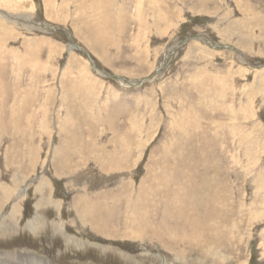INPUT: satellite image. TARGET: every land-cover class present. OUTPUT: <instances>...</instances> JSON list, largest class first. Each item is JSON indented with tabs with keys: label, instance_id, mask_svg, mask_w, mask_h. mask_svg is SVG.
<instances>
[{
	"label": "rangeland",
	"instance_id": "obj_1",
	"mask_svg": "<svg viewBox=\"0 0 264 264\" xmlns=\"http://www.w3.org/2000/svg\"><path fill=\"white\" fill-rule=\"evenodd\" d=\"M0 225V264H264V0H0Z\"/></svg>",
	"mask_w": 264,
	"mask_h": 264
},
{
	"label": "bare ground",
	"instance_id": "obj_2",
	"mask_svg": "<svg viewBox=\"0 0 264 264\" xmlns=\"http://www.w3.org/2000/svg\"><path fill=\"white\" fill-rule=\"evenodd\" d=\"M157 2V1H156ZM105 6H106V4H105ZM105 6H103V7H105ZM94 7V6H93ZM90 8H92V7H90ZM98 8V6L95 8H93L92 10H95V9H97ZM164 8H162L160 5H157V11L159 12V11H162ZM106 14H104L103 15V18L105 19L106 18ZM105 21L106 20H101L100 22H97V23H91V24H93V27H94V29H92L93 31L91 32L92 33V37L94 38V40H96V41H103V39H102V35H103V32H104V27L106 26V23H105ZM139 27H138V29H144V28H147V25H148V21L146 20V21H142V20H139ZM90 24V25H91ZM124 25L122 24V27H123ZM146 26V27H145ZM145 30V29H144ZM236 44H238V43H236ZM239 45V44H238ZM240 46V45H239ZM89 60L91 61V59L89 58ZM91 63H92V61H91ZM92 65V67H94V65L93 64H91ZM72 66V65H71ZM72 70V69H71ZM261 76H263V75H261ZM63 82V81H62ZM182 139H184V137H183V135H182V138H181V140ZM116 159V158H115ZM117 160H120V159H117ZM163 161V160H162ZM164 161H166V160H164ZM164 165V164H163ZM111 168V167H110ZM188 169V168H187ZM198 170V169H197ZM170 171L171 172H173L172 171V169H170ZM178 172V171H177ZM176 172V173H177ZM172 174V173H171ZM175 174V173H174ZM178 174V173H177ZM173 175V174H172ZM171 175V176H172ZM176 176V175H175ZM182 176V175H181ZM169 177H170V175H169ZM150 178H152V177H150ZM146 180V179H145ZM195 180V179H194ZM197 180V179H196ZM40 181V180H39ZM38 181V182H39ZM176 181H177V179H176ZM37 182V183H38ZM42 184H43V182H41ZM194 183V182H193ZM149 184V183H148ZM209 184V183H208ZM129 186H128V188H129V190L128 191H130L131 189H132V183L130 182V184H128ZM150 185V184H149ZM198 185V184H197ZM148 186V185H147ZM152 186V185H151ZM45 187V186H44ZM123 187V186H122ZM126 188V187H125ZM193 188V187H192ZM195 188V187H194ZM149 188L147 187V190H148ZM122 190H123V188H122ZM146 190V188H145V186L142 184L141 186H140V191H142L143 192V195L145 194V192L147 191ZM150 190H152V189H150ZM188 190V189H187ZM200 190V189H199ZM38 193H42V188H39L38 187V189L36 190ZM125 191V190H124ZM117 192V191H116ZM142 192H140V193H142ZM189 192V191H188ZM195 192V191H194ZM118 193V192H117ZM147 193H148V191H147ZM155 193V192H154ZM120 194H121V192H120ZM150 192L148 193V194H145L144 196H145V198H144V202H143V207H142V210H140L141 212H138V213H136V211H134V213H135V216L134 217H138V219H136V220H138V221H136L137 222V228L138 229H134V230H132V229H130V230H128V233L131 235V236H133V237H137V238H141L142 237V233H145V231L147 230H145V228H143V227H146V225L148 224V219H150V216H149V218L148 219H144V213H146L145 212V210L147 211V212H149L148 211V209H147V207H145V206H147V203H146V201L148 200V199H150ZM169 194V193H168ZM193 194H195V193H192V195ZM115 195V194H114ZM140 195V194H139ZM138 195V197H140ZM151 195H153V194H151ZM156 194H154V196H155ZM189 195H191V194H189ZM192 195H191V197H192ZM130 196V195H129ZM159 196V195H158ZM182 196V195H181ZM194 196V195H193ZM156 197V196H155ZM197 197V196H196ZM195 197V198H196ZM141 198V197H140ZM152 198V197H151ZM154 198V197H153ZM170 198V197H169ZM188 198V197H187ZM190 198V197H189ZM188 198V199H189ZM159 199H160V197H159ZM186 199V198H185ZM188 199H186L187 201H188ZM198 199V198H197ZM196 199V200H197ZM114 200V199H113ZM140 200V199H139ZM170 200V199H169ZM173 200V199H172ZM194 199H192V201H193ZM195 200V201H196ZM140 201H142V199L140 200ZM151 201V200H150ZM120 202H122V201H120ZM119 202V203H120ZM135 202V201H134ZM154 202H155V200H154ZM159 202V201H158ZM161 202V201H160ZM182 202V201H181ZM189 203H190V201H188ZM110 203V202H109ZM168 203V202H167ZM166 204V203H165ZM99 205H103V206H105V202H102V201H100V202H91V200H88V199H86V198H84V196H82V197H79L78 199H77V201H76V204H74V207H76V211H77V214H79L80 216H83L84 218H86L87 220H89V222H94V221H102V220H100V218H99V216L97 215V214H94V212H96V210L98 209V211L100 212V209H101V207L99 206ZM186 205H187V203H186ZM168 206V205H167ZM166 205H165V209H166V207H167ZM109 207V206H108ZM117 207V206H116ZM115 207V205L113 204H111V207H109L108 209H110L111 211H113V209L114 208H116ZM136 205H134V208L136 209ZM145 207V208H144ZM188 207V206H187ZM196 207V206H195ZM13 208H15V206L13 207ZM80 208L82 209V211L80 210ZM168 208V207H167ZM181 208V207H180ZM129 209V208H128ZM138 210V209H137ZM163 210H164V208H163ZM197 210V209H196ZM12 211V210H11ZM171 211V210H170ZM152 212V211H151ZM150 212V213H151ZM169 212V211H168ZM183 212H184V210H183ZM186 212V211H185ZM114 213V212H113ZM132 213V212H131ZM167 213V212H166ZM166 213L164 214V215H166ZM199 213V212H198ZM214 213V212H213ZM205 214H207V213H205ZM204 214V215H205ZM96 215H97V219L98 220H96ZM148 215V214H147ZM149 215H151V214H149ZM168 215H169V213H168ZM174 215V214H173ZM179 215V214H178ZM194 215V214H193ZM203 215V214H202ZM184 216V215H183ZM201 216V215H200ZM210 216V215H209ZM101 217H103V216H101ZM127 217H128V215H127ZM175 217V216H174ZM198 217H199V214H198ZM205 217V216H204ZM146 218V217H145ZM4 219V218H3ZM37 219H40V218H37ZM37 219H34V220H32L31 222L29 221L28 223H27V227H28V229L30 230V231H37L38 230V226H37V223H39V222H41V220H38V221H35V220H37ZM184 219V218H183ZM223 219V218H222ZM5 220H6V218H5ZM5 220H3V221H5ZM133 220V219H132ZM154 220V219H153ZM192 220H194V219H192ZM192 220H191V222H192ZM202 220V219H201ZM200 220V221H201ZM152 221V220H151ZM197 221V220H196ZM104 222H106V220H104ZM109 222V221H108ZM107 222V223H108ZM114 222V221H113ZM175 222V221H174ZM191 222H189V223H191ZM10 223H12V222H10ZM50 224V226L55 230V231H61V224L60 223H57V222H49ZM110 223V222H109ZM152 223V222H151ZM164 223V222H163ZM182 223V222H181ZM194 223V222H193ZM201 223V222H200ZM203 223V222H202ZM40 224V223H39ZM134 224L136 225V223L134 222ZM149 225V224H148ZM160 225V224H159ZM167 225V224H166ZM174 225V224H173ZM180 225V224H179ZM2 225H0V227H1ZM9 226V228H10V230H12V229H14L15 228V225L14 224H9L8 225ZM129 226V225H128ZM194 226V225H193ZM193 226H192V228H193ZM25 227V226H24ZM40 227H42V226H40ZM126 227V226H125ZM177 227V226H176ZM196 227V226H195ZM5 228V227H4ZM8 228V229H9ZM12 228V229H11ZM128 228V227H127ZM172 228V227H171ZM197 228V227H196ZM195 228V229H196ZM198 228H199V226H198ZM205 228V227H204ZM194 229V228H193ZM220 229V228H219ZM6 229H4L3 231H5ZM159 230H160V228H159ZM161 230H163V229H161ZM160 230V232H162ZM167 230V229H166ZM170 230V229H169ZM195 231V230H194ZM63 232V231H62ZM163 232H164V230H163ZM166 232V231H165ZM168 232V231H167ZM177 232V231H176ZM196 232V231H195ZM198 232V231H197ZM221 232V231H220ZM2 233H4V232H2ZM169 233V232H168ZM177 233H179V232H177ZM206 233V232H205ZM168 235V234H167ZM183 235H184V233H183ZM196 235V234H195ZM159 236V235H158ZM166 236V235H165ZM164 236V234L162 235V236H160V238L159 239H161V240H163L164 242L166 241L167 242V240H168V238H170V236H167V239H166V237ZM174 236V235H173ZM172 236V237H173ZM186 236V235H185ZM206 236V235H205ZM66 237V236H65ZM69 237V236H68ZM67 237V238H68ZM70 238V237H69ZM183 239L185 238L184 236L182 237ZM181 237H180V241L179 242H181V243H184V241L185 240H183ZM197 238V237H196ZM200 238V237H199ZM225 238V237H224ZM179 239V238H178ZM72 240V239H71ZM169 240H172L171 238L169 239ZM168 240V241H169ZM194 240H195V238H194ZM198 240V239H197ZM225 240V239H224ZM223 240V241H224ZM68 241H69V239H68ZM174 241V240H173ZM173 241H170V243L171 244H173V246L171 247V245H168V246H170V248L171 249H175V247H178L179 246V244H177L176 242H173ZM178 241V240H177ZM76 242V241H75ZM201 242V241H200ZM209 242V241H208ZM207 242V243H208ZM203 243V242H202ZM203 244H205V243H203ZM202 245V244H201Z\"/></svg>",
	"mask_w": 264,
	"mask_h": 264
}]
</instances>
